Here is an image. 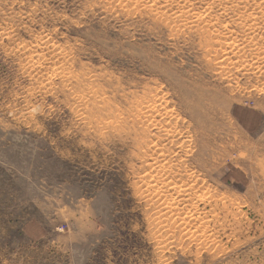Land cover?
<instances>
[{
    "label": "rangeland",
    "instance_id": "obj_1",
    "mask_svg": "<svg viewBox=\"0 0 264 264\" xmlns=\"http://www.w3.org/2000/svg\"><path fill=\"white\" fill-rule=\"evenodd\" d=\"M261 9L0 0V264H264Z\"/></svg>",
    "mask_w": 264,
    "mask_h": 264
},
{
    "label": "bare ground",
    "instance_id": "obj_2",
    "mask_svg": "<svg viewBox=\"0 0 264 264\" xmlns=\"http://www.w3.org/2000/svg\"><path fill=\"white\" fill-rule=\"evenodd\" d=\"M141 1H142V0H141ZM168 1H169V0H168ZM208 1H209V0H208ZM133 2H134V1H133ZM135 2H136V1H135ZM153 2H154V1H153ZM187 2H188V1H187ZM233 2H234V1H233ZM241 2H242V1H241ZM119 3H120V2H119ZM123 3H124V2H123ZM177 3H178V2H177ZM184 4H185V3H184ZM205 4H206V3H205ZM209 4H210V3H209ZM209 4H208V5H209ZM154 5H155V4H154ZM174 5H175V4H174ZM177 5H178V4H177ZM193 5H194V4H193ZM133 6H134V5H133ZM136 6H137V5H136ZM140 6H141V5H140ZM189 6H190V5H189ZM184 7H185V6H184ZM135 8H136V7H135ZM177 8H178V7H177ZM187 8H188V7H187ZM242 8H243V7H242ZM170 9H171V7H170ZM183 9H184V8H183ZM164 10H165V9H164ZM191 10H192V9H191ZM245 10H246V9H245ZM248 10H249V9H248ZM261 10H262V9H261ZM261 10H260V11H261ZM135 11H136V10H135ZM262 11H264V10H262ZM182 12H183V11H182ZM180 13H181V12H180ZM239 13H240V12H239ZM193 14H194V13H193ZM196 14H197V13H196ZM222 14H223V13H222ZM246 14H247V13H246ZM236 15H237V14H236ZM262 15H263V14H262ZM161 16H162V15H161ZM196 16H197V15H196ZM207 17H208V16H207ZM160 18H161V17H160ZM173 18H174V17H173ZM188 18H189V17H188ZM220 18H221V17H220ZM156 19H157V18H156ZM165 20H167V19H165ZM197 20H198V19H197ZM197 20H196V21H197ZM203 20H204V18H203ZM243 20H244V19H243ZM208 21H209V20H208ZM178 22H179V21H178ZM191 22H192V21H191ZM216 22H217V21H216ZM224 23H225V22H224ZM211 31H212V30H211ZM215 33H216V32H215ZM228 37H229V36H228ZM217 40H218V39H217ZM225 44H226V43H225ZM222 46H223V45H222ZM223 48H224V47H223ZM11 50H12V49H11ZM144 98H145V97H144ZM144 98H143V99H144ZM160 98H161V97H160ZM160 98H159V99H160ZM160 101H161V100H160ZM149 106H150V105H149ZM149 106H148V107H149ZM137 107H138V106H137ZM137 107H135V108H137ZM138 108H139V107H138ZM143 110H144V109H143ZM146 110H148V109H146ZM171 110H172V109H171ZM171 110H170V111H171ZM138 111H140V108H139ZM141 111H142V110H141ZM168 111H169V110H168ZM115 112H117V111H115ZM136 112H137V111H136ZM142 112H143V111H142ZM142 112H140V113H142ZM161 112H162V109H161V108L158 107V108L155 109V114H156V115H160ZM164 112H165V111H164ZM140 113L137 114V115L135 116L136 119H137V118H141V116H145V114H146V113H143V115H142V114H140ZM172 114H173V112H172ZM172 114H171V115H172ZM119 115H120V114H119ZM134 115H135V111H134L133 116H134ZM139 115H140V116H139ZM146 115H147V114H146ZM114 116H115V115H114ZM177 116H178V115H177ZM160 117H161V116H160ZM118 118H119V117H118ZM121 118H122V117H121ZM144 118H145V117H144ZM131 119H132V121L134 120L133 118H131ZM156 119H157V118H156ZM154 120H155V119H154ZM165 120H167V119H165ZM146 121H147V120H146ZM146 121H145V122H146ZM116 123H117V122H116ZM118 123H119V122H118ZM126 123H127V122H126ZM138 124H139V123H138ZM143 124H144V123H143ZM144 125H145V124H144ZM165 125H167V122L164 121L163 126H165ZM146 126H147V125H146ZM156 126H157V125H156ZM141 127H142V126H141ZM144 128H145V127H144ZM187 128H188V127H187ZM155 129H156V128H155ZM181 129H182V128H181ZM175 130H176V129H175ZM171 131H172V130H171ZM163 132H164V131H163ZM171 133H172V132H171ZM180 133H181V132H180ZM180 133H179V134H180ZM163 134H164V133H163ZM154 137H155V136H154ZM151 139H152V138H151ZM155 139H156V138H155ZM171 143H172V142H171ZM186 146H187V145H186ZM155 147H156V146H155ZM160 149H161V148H160ZM190 150H191V149H190ZM159 152H160V151H159ZM159 152H158V153H159ZM165 153H166V152H165ZM188 153H189V152H188ZM167 156H168V155H167ZM152 159H153V158H152ZM168 162H169V161H168ZM168 162H167V163H168ZM152 166H153V164H152ZM166 167H167V166H166ZM155 169H156V168H155ZM167 171H168V170H167ZM171 171H172V170H171ZM156 172H157V171H156ZM186 172H187V171H186ZM158 175H159V174H158ZM161 175H162V174H161ZM165 175H166V174H165ZM194 176H195V175H194ZM177 177H178V176H177ZM190 177H191V176H190ZM182 178H183V177H182ZM194 178H195V177H194ZM172 181H173V180H172ZM163 185H164V184H163ZM182 186H183V185H182ZM208 186H209V185H208ZM176 187H177V186H176ZM179 187H180V186H179ZM159 188H160V187H159ZM167 191H168V190H167ZM186 191H187V190H186ZM205 191H206V189H205ZM158 192H160V191H158ZM202 192H203V191H202ZM208 192H209V191H208ZM195 193H196V192H195ZM179 195H180V194H179ZM185 195H186V194H185ZM195 195H196V194H195ZM204 195H205V194H204ZM189 197H190V196H189ZM212 197H213V196H212ZM177 198H178V197H177ZM197 198H201V197H200V194H197ZM174 200H175V199H174ZM186 200H187V199H186ZM164 201H165V200H164ZM165 202H166V201H165ZM170 202H171V201H170ZM187 202H189V201H187ZM195 204H196V203H195ZM169 205H170V204H169ZM175 205H176V204H175ZM177 206H178V205H177ZM177 206H176V207H177Z\"/></svg>",
    "mask_w": 264,
    "mask_h": 264
}]
</instances>
